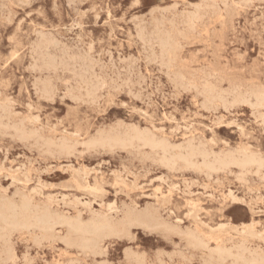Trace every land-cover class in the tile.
<instances>
[{
  "label": "rangeland",
  "instance_id": "obj_1",
  "mask_svg": "<svg viewBox=\"0 0 264 264\" xmlns=\"http://www.w3.org/2000/svg\"><path fill=\"white\" fill-rule=\"evenodd\" d=\"M203 1L0 0V197L25 196L84 223L121 222L139 209L152 219L104 238L99 252L67 244L61 226L51 239L21 229L10 238L13 256L1 254L0 264H248L251 256L264 264V106L249 96L264 90V0ZM194 13L200 18L190 26ZM160 37L180 43L175 63ZM205 84L216 97L205 96ZM135 132L171 151L135 140L93 143ZM189 145L210 160L245 150L263 165L207 171L200 156L195 167L163 163Z\"/></svg>",
  "mask_w": 264,
  "mask_h": 264
},
{
  "label": "bare ground",
  "instance_id": "obj_2",
  "mask_svg": "<svg viewBox=\"0 0 264 264\" xmlns=\"http://www.w3.org/2000/svg\"><path fill=\"white\" fill-rule=\"evenodd\" d=\"M173 1V0H172ZM182 1V0H180ZM205 1V0H204ZM203 1V3H204ZM207 1V0H206ZM73 3V2H72ZM201 3V2H200ZM209 3V2H208ZM214 3V1H213ZM26 4V3H25ZM193 4V3H192ZM28 5V4H27ZM172 5V4H171ZM182 5V4H181ZM184 5V4H183ZM215 6V5H214ZM227 6V5H226ZM225 6V7H226ZM212 7V6H211ZM218 7V6H216ZM222 7V6H221ZM5 8V6H4ZM39 8V7H38ZM157 8V7H154ZM164 8V7H163ZM205 8V7H204ZM152 9V8H151ZM158 9V8H157ZM191 9V8H190ZM214 9V8H213ZM8 10V9H7ZM150 10V9H149ZM167 10V9H165ZM164 10V12H165ZM195 10V9H194ZM3 11V10H2ZM193 11V10H192ZM186 12V11H185ZM189 12V11H188ZM1 13V11H0ZM28 13V12H27ZM40 13V12H39ZM26 14V13H25ZM41 14V13H40ZM200 13H194L188 20L189 25L192 26L195 21H197V19L200 18ZM141 15V14H140ZM160 15V14H159ZM167 16V15H166ZM203 16V15H201ZM134 19V16H132ZM168 17V16H167ZM136 19V18H135ZM134 19V20H135ZM142 19H140L141 21ZM151 20V19H150ZM220 19H218L219 21ZM147 21V20H146ZM168 21V20H167ZM222 21V20H221ZM187 22V23H188ZM208 22V21H207ZM78 23V22H77ZM210 23V22H209ZM223 23V22H222ZM32 24V23H31ZM50 24V23H49ZM145 24V23H144ZM40 25V24H39ZM44 25V24H43ZM137 25V24H136ZM135 25V26H136ZM161 25V24H160ZM225 25V24H224ZM57 26V25H56ZM80 26V25H79ZM39 27V26H38ZM41 27V26H40ZM44 27V26H43ZM139 27V26H138ZM142 28V27H141ZM140 28V29H141ZM144 28V27H143ZM146 28V27H145ZM154 28V27H153ZM164 28V27H163ZM14 29V28H13ZM16 29V28H15ZM48 29V28H47ZM147 29V28H146ZM186 29V28H185ZM53 30V29H52ZM145 30V29H144ZM5 31V30H4ZM40 31V30H39ZM113 31V30H111ZM178 31V30H176ZM181 31V30H180ZM13 32V31H12ZM42 32V31H41ZM41 32H39L40 34H38V36L43 35V33L41 34ZM159 32V31H158ZM163 32V31H162ZM166 32V31H165ZM179 32V31H178ZM37 33V32H35ZM46 33V32H44ZM49 33V32H48ZM113 33V32H112ZM118 33V32H117ZM122 34V32H120ZM142 33V32H141ZM140 33V34H141ZM156 33V31H155ZM177 33V32H176ZM50 34V33H49ZM129 34V33H128ZM131 34V33H130ZM144 34V33H143ZM142 34V35H143ZM152 34V33H151ZM158 34V33H157ZM160 34V33H159ZM29 35V34H28ZM53 35V34H51ZM50 35V36H51ZM139 35V34H138ZM147 35V34H146ZM153 35V34H152ZM156 34H154L155 36ZM189 35V34H188ZM187 35V36H188ZM206 35V34H205ZM44 36V35H43ZM129 36V35H128ZM131 36V35H130ZM157 36V35H156ZM29 37V36H28ZM138 37V36H136ZM145 37V36H144ZM42 38V37H41ZM46 38V36H45ZM54 38V36H53ZM77 38V37H76ZM129 38V37H127ZM139 38V37H138ZM184 38V37H183ZM186 38V37H185ZM37 40V37L35 38ZM44 39V38H43ZM57 39V38H56ZM142 39V38H141ZM150 39V38H149ZM171 38H161L160 37V46H161V50H163V52L165 53V55L167 56L168 60H170V62L175 63V60L177 58V52H178V46H180V43L178 45L177 42L173 41ZM178 39V38H177ZM40 40V39H39ZM51 40V39H50ZM17 41V40H16ZM55 41V39H54ZM57 41V40H56ZM143 41V40H142ZM153 41L154 40L153 38ZM183 41V40H182ZM59 42V41H57ZM34 43V41H33ZM49 42L47 41V44ZM101 43V42H99ZM134 43V42H133ZM145 43V42H144ZM51 44V42H50ZM54 44V42H53ZM52 44V47H53ZM57 44V43H56ZM61 44H66V43H61ZM143 44V43H142ZM158 44V43H157ZM35 45V44H33ZM147 45V44H146ZM24 46V45H23ZM26 46V45H25ZM45 46V45H44ZM57 45H55L56 47ZM68 46V45H67ZM136 46V45H135ZM142 46V45H141ZM31 47V46H30ZM37 47V46H36ZM46 47V46H45ZM44 47V48H45ZM54 47V48H55ZM74 47V46H72ZM151 47V45H150ZM158 47V46H157ZM26 48V47H25ZM51 48V47H50ZM52 48V49H54ZM67 48V47H66ZM69 48V47H68ZM75 48V47H74ZM47 49V48H46ZM92 49V48H91ZM90 49V50H91ZM39 50V49H38ZM59 50V49H58ZM42 51V50H39ZM48 51V50H47ZM146 51V50H145ZM144 51V52H145ZM32 52V51H31ZM154 51L152 50V53ZM156 52V51H155ZM140 53V52H139ZM47 54V53H46ZM66 54V53H65ZM86 54V52H85ZM103 54V53H102ZM107 54V53H106ZM150 54V53H149ZM74 55V54H73ZM109 55V54H108ZM138 55V54H137ZM141 55V54H140ZM45 56V55H44ZM54 56V54H53ZM57 56V55H55ZM84 56V55H83ZM87 56V55H85ZM90 57V55H88ZM157 56V55H156ZM123 57V56H122ZM153 57V56H152ZM158 57V56H157ZM52 58V57H51ZM60 58V57H59ZM78 58V56H77ZM119 58V56H118ZM131 58V57H130ZM146 58V57H145ZM148 58V57H147ZM156 58V57H155ZM159 58V57H158ZM13 59V58H12ZM81 59V58H80ZM84 59V58H83ZM93 59V58H92ZM100 59V58H98ZM124 58H122L123 60ZM129 59V57H128ZM133 59V58H132ZM153 59V58H152ZM164 59V58H163ZM64 60V59H63ZM61 60V61H63ZM72 60V58H71ZM82 60V59H81ZM96 60V59H95ZM121 60V61H122ZM125 60V59H124ZM127 60V59H126ZM185 60V59H184ZM37 61V60H36ZM46 61V60H45ZM73 61V60H72ZM83 61V60H82ZM90 61V59L88 60ZM87 61V62H88ZM120 61V60H119ZM160 61V60H159ZM44 62V61H43ZM75 62V61H74ZM73 62V63H74ZM84 62V61H83ZM94 62V60H93ZM96 62V61H95ZM102 62V61H101ZM105 62V61H104ZM135 62V61H134ZM162 62V61H161ZM45 63V62H44ZM53 63V62H52ZM86 63V62H85ZM92 63V62H91ZM133 63V62H132ZM152 63V62H151ZM150 63V64H151ZM77 64V63H76ZM94 64V63H93ZM97 64V63H96ZM136 64V63H135ZM159 64V63H157ZM165 65V63H163ZM169 64V63H168ZM229 64V63H228ZM64 65V62H63ZM115 65V64H114ZM146 65V64H145ZM223 65V64H222ZM82 66V65H81ZM80 66V67H81ZM171 66V64H170ZM260 66V65H259ZM39 67V66H38ZM46 67V66H44ZM71 67V66H70ZM85 67V66H84ZM87 67V66H86ZM90 67V66H89ZM102 67V66H101ZM100 67V68H101ZM113 67V66H112ZM162 67V66H161ZM172 67V66H171ZM34 68V67H33ZM83 68V67H82ZM88 68V67H87ZM51 69V68H50ZM65 69V67H64ZM47 70V69H46ZM70 70V69H69ZM72 70V69H71ZM87 70V69H86ZM135 70V69H132ZM139 70V69H138ZM167 70V69H165ZM60 71V70H59ZM67 71V70H66ZM74 71V70H73ZM78 71V70H77ZM94 71V70H93ZM158 71V70H157ZM26 72V71H25ZM62 72V71H61ZM69 72V71H68ZM92 72V71H91ZM136 72V71H135ZM161 72V71H160ZM35 73V72H34ZM73 73V72H72ZM76 73V72H75ZM79 73V72H78ZM86 73V72H85ZM93 73V72H92ZM165 73V72H164ZM182 73V72H181ZM180 73V74H181ZM247 73V72H246ZM136 74V73H135ZM176 74V73H175ZM242 74V72H241ZM168 75V74H167ZM170 75V74H169ZM168 75V76H169ZM81 76V75H80ZM116 76V75H115ZM180 76V75H178ZM183 76V75H182ZM82 77H84L82 75ZM81 77V78H82ZM100 77V76H99ZM110 77V76H109ZM143 77V76H142ZM213 77V76H212ZM169 78V77H168ZM36 79V78H35ZM113 79V78H112ZM172 79V78H171ZM181 79V78H180ZM183 79V78H182ZM59 81V79H56ZM184 80V79H183ZM187 80V79H186ZM61 81V80H60ZM71 81V80H70ZM173 81V80H172ZM177 81V80H176ZM190 81V80H189ZM4 82V81H3ZM69 82V81H68ZM72 82V81H71ZM182 82V81H181ZM191 82V81H190ZM127 83V82H126ZM172 83V82H171ZM175 83V82H174ZM183 83V82H182ZM247 83V82H246ZM68 84V83H67ZM70 84V83H69ZM68 84V85H69ZM235 84V83H234ZM192 85V84H191ZM67 86V85H66ZM72 86V85H71ZM70 86V88H71ZM96 86V85H95ZM102 86V85H101ZM203 91L205 93V96L208 99H212L214 97H216L217 93L215 88L210 85V84H205L203 85ZM81 87V86H80ZM91 87V86H90ZM174 87V86H173ZM172 87V88H173ZM182 87V85H181ZM235 87V86H234ZM69 88V89H70ZM75 88V86H74ZM175 88V87H174ZM173 88V89H174ZM67 89V88H66ZM196 89V88H195ZM49 90V89H48ZM47 90V91H48ZM56 90V89H55ZM68 90V89H67ZM176 90V89H175ZM187 90V89H186ZM46 91V89H45ZM46 91V93H47ZM66 92V91H65ZM69 92V91H68ZM87 93V92H86ZM85 93V94H86ZM181 93V92H180ZM41 94V93H40ZM55 94V93H54ZM88 94V93H87ZM174 94V93H173ZM45 95V94H44ZM68 95V94H67ZM42 96V95H41ZM75 96V95H74ZM80 96V95H79ZM249 96L253 97L255 99V102L257 105L259 106H264V90L263 91H256V92H252L251 94L249 93ZM48 97V96H45ZM78 97V96H77ZM104 97V96H103ZM49 98V97H48ZM90 98V97H89ZM93 98V97H92ZM150 98V97H149ZM240 98V97H239ZM26 99V98H25ZM96 99V98H95ZM151 99V98H150ZM206 99V98H205ZM231 99V98H230ZM241 99V98H240ZM46 100V99H45ZM50 100V99H49ZM48 100V101H49ZM64 100V99H63ZM94 100V99H92ZM219 100V99H218ZM38 101V100H37ZM47 101V100H46ZM222 101V100H221ZM33 102V101H32ZM95 102V101H94ZM210 102V101H209ZM202 103V102H201ZM12 104V103H11ZM126 104V103H125ZM1 105V104H0ZM4 105V104H3ZM39 105V104H38ZM229 105V104H228ZM250 105V103H249ZM34 106V105H33ZM5 107V106H4ZM8 107V106H7ZM38 107V106H37ZM134 107V106H133ZM1 108V106H0ZM6 108V107H5ZM139 108V107H138ZM41 109V108H40ZM39 109V110H40ZM7 111V109H6ZM34 111V110H33ZM142 111V110H141ZM10 112V110H9ZM13 112V111H12ZM52 112V111H51ZM20 113V112H19ZM50 113V112H49ZM18 114V113H17ZM16 114V116H17ZM199 114V113H198ZM48 115V114H47ZM150 117V116H149ZM166 117V116H165ZM48 118V117H47ZM29 119V118H28ZM53 119V118H52ZM154 119V118H153ZM4 120V119H3ZM33 120H35L33 118ZM26 121V120H25ZM3 122V121H2ZM22 122V120H21ZM29 122V121H28ZM34 123V122H33ZM38 123V122H37ZM19 124V123H18ZM17 124V126H18ZM39 124V123H38ZM3 125V124H2ZM15 125V124H14ZM191 126V125H189ZM1 127V126H0ZM104 127V126H103ZM155 127V126H154ZM206 127V126H205ZM11 128V127H9ZM54 128V127H53ZM144 128V127H142ZM146 128V127H145ZM156 128V127H155ZM163 128V127H162ZM39 129V128H38ZM42 129V128H41ZM90 129V128H89ZM209 129V128H208ZM15 130L21 135V136H26V132L24 130H22L21 128H15ZM36 130V129H35ZM146 130V129H145ZM170 130V128H169ZM29 131V130H28ZM27 131V132H28ZM34 131V130H33ZM97 131V130H96ZM100 131V130H98ZM151 131V130H150ZM31 132V131H30ZM68 132V131H67ZM70 132V131H69ZM32 133V132H31ZM38 133V132H37ZM73 133V132H72ZM71 133V134H72ZM98 133V132H97ZM4 134V133H3ZM5 135V134H4ZM28 135V134H27ZM30 135V134H29ZM33 135V134H32ZM37 135V134H36ZM98 135V134H97ZM31 136V135H30ZM29 136V137H30ZM84 136V135H83ZM32 137V136H31ZM35 137V136H33ZM8 138V137H7ZM17 138V137H16ZM19 138H21L19 136ZM25 138V137H24ZM11 139V138H10ZM192 139V138H191ZM14 140V139H13ZM24 140V139H23ZM27 140V139H26ZM24 140V141H26ZM88 140V139H87ZM137 141L140 142L143 146H148L151 149H159L161 150L163 153H169L171 151V147L168 143H166L165 141H158L153 134L149 133V132H135V134L132 137H128V138H121L118 135H111V136H100L98 138L95 139V141L93 143L95 144H102V146L106 145V146H113V145H125V144H130L132 141ZM23 141V142H24ZM41 141V140H40ZM45 141V139H44ZM20 143V142H19ZM79 143V142H78ZM181 143V142H180ZM176 145V144H174ZM178 145V144H177ZM45 146V145H44ZM193 146V145H192ZM191 145L188 146L186 153L185 154H181L180 152H176L174 154H171L169 157L167 158H163V163L168 164V165H173L174 163H176L177 161H182L187 167H195L196 163L194 162V158L200 156L202 158V168L207 170V171H217L220 169H224L226 167H228L229 165H237L240 168H246L248 166L251 165H256L258 168L261 167L263 165V160H261L260 158H257L253 155H248L245 153V150L241 151L243 153V157L237 159L234 158L232 156H223V157H214L212 160L209 159V155L207 154V152L205 150H202L200 148H194ZM196 146V145H194ZM58 147L61 149H65L66 146L61 143L58 145ZM69 147V146H67ZM72 148V147H71ZM70 148V149H71ZM183 148V147H182ZM174 149V148H172ZM39 150V149H38ZM33 151V149H32ZM49 151V150H47ZM179 151V150H178ZM67 152V151H66ZM213 152V151H212ZM218 153V152H217ZM77 154V153H76ZM216 154V153H214ZM25 156V155H24ZM10 162V161H9ZM54 165V164H53ZM61 165V164H60ZM63 165V164H62ZM67 166V164H66ZM69 166V165H68ZM49 169V168H47ZM71 169V168H70ZM76 169V168H75ZM84 170V169H83ZM47 171V170H46ZM49 171V170H48ZM77 171V170H76ZM85 171V170H84ZM81 172V171H80ZM91 172V171H90ZM89 172V173H90ZM100 172V171H99ZM120 172V171H118ZM255 172V171H254ZM49 173V172H48ZM98 173V172H97ZM248 173V172H247ZM241 174V173H240ZM250 174V173H249ZM243 175V174H242ZM240 175V176H242ZM239 176V173H238ZM264 176V175H263ZM87 177V176H86ZM11 179V178H10ZM152 180V179H151ZM239 180V179H238ZM64 181V180H63ZM241 181V180H240ZM244 181V180H243ZM33 182V181H32ZM62 182V181H61ZM59 184V183H58ZM84 187V186H83ZM201 187V186H200ZM206 187V186H205ZM90 188V187H89ZM204 188V187H202ZM92 189V188H90ZM67 190V189H66ZM74 190V189H73ZM93 190L94 187H93ZM92 190V191H93ZM105 190V189H104ZM28 191V190H27ZM78 191V190H77ZM82 191V190H81ZM35 192V191H33ZM91 192V191H90ZM89 192V194H90ZM117 192V191H116ZM36 193V192H35ZM48 193V192H47ZM192 193V192H190ZM197 193V192H196ZM69 194V193H68ZM92 194V192H91ZM94 194V193H93ZM186 194V193H185ZM63 195V193H62ZM71 195V194H70ZM144 195V194H142ZM50 196V195H49ZM212 196V195H211ZM67 195L65 196L66 199ZM86 197V196H85ZM137 197V196H136ZM257 197V196H256ZM61 198H63L61 196ZM83 198V197H81ZM132 198V197H131ZM139 198V196H138ZM64 199V198H63ZM78 200L80 198H77ZM133 200V199H132ZM254 200V199H253ZM93 201V200H91ZM121 202V201H120ZM123 202V201H122ZM65 203V202H64ZM78 203V202H77ZM85 203V201H84ZM104 203V202H103ZM126 203V202H125ZM124 203V204H125ZM146 203V202H145ZM151 203V202H150ZM179 203V201H178ZM71 204V203H70ZM88 204V202H87ZM86 204V205H87ZM107 205L109 203H106ZM120 204V203H119ZM76 205V204H75ZM85 205V204H84ZM102 205V204H101ZM113 205V204H111ZM109 205V206H111ZM100 206V204H99ZM108 206V207H109ZM127 206V205H125ZM138 206V204H137ZM179 206V205H178ZM60 207V206H59ZM204 209V208H202ZM201 209V210H202ZM140 210V209H139ZM138 210V211H139ZM207 210V209H206ZM77 211V210H76ZM137 211V213L133 212L129 215H127L125 218H123L124 220L121 222H115V221H111V220H107L105 218H92L90 219L88 222H83L79 217L75 218V219H70L67 218L65 216L62 215H55L53 214L48 208H41L38 207L37 205H34L32 203V201L25 197L22 196L18 201H13L10 199H6V198H2L0 197V255L4 254L6 257H12L13 256V251L10 247V238L13 232H16L18 230L21 229H26V230H38L41 234V237L44 238H54L55 237V227L56 226H61L62 228L66 229V235L64 237V241L67 244H71V245H75L81 249L84 250H91L93 252H99L102 251V246L101 244L103 243L104 238L109 237V236H114L119 234L120 232H126L128 230V228L130 226H132L133 224L138 223L137 225L141 224V225H147L146 222H148L149 220H152L150 217L146 216V215H142L139 214ZM78 212V211H77ZM172 212V211H171ZM96 213V212H95ZM115 214V213H114ZM148 214V213H147ZM184 214V213H183ZM175 216V215H174ZM109 217V216H108ZM122 217V216H121ZM120 218V217H119ZM118 218V219H119ZM199 219V217H198ZM178 220V219H176ZM180 220V219H179ZM182 220V219H181ZM203 221V220H202ZM220 224V223H219ZM248 224V223H247ZM151 225V224H150ZM224 225V224H223ZM219 226V225H218ZM221 226V225H220ZM213 229V227H212ZM248 228H243V230H247ZM191 230V229H190ZM146 231V230H145ZM149 232V231H148ZM246 232V231H245ZM30 233V232H29ZM130 233V232H129ZM142 233V232H141ZM247 233V232H246ZM132 234V233H131ZM143 234V233H142ZM127 235V234H126ZM259 235V234H258ZM147 236V235H146ZM34 237V236H33ZM187 237V236H186ZM115 238V237H114ZM200 239V238H199ZM193 239L196 243H200V241ZM39 241V240H38ZM203 245V243H202ZM17 246V245H16ZM44 246V245H43ZM27 247V246H25ZM28 248V247H27ZM132 248V247H130ZM129 248V249H130ZM205 248V247H204ZM231 248V247H230ZM261 250V248H259ZM15 250V249H14ZM208 250V249H207ZM214 250V249H213ZM218 250V249H217ZM226 250V249H225ZM231 250V249H230ZM81 251V250H80ZM124 251V249H123ZM227 251V250H226ZM129 252V251H128ZM130 252H132L130 250ZM158 252V251H157ZM228 252V251H227ZM133 253V252H132ZM160 253V252H159ZM158 253V255H159ZM162 253V252H161ZM174 253V252H173ZM180 253V252H179ZM218 253L220 255H224L225 252L223 250H219ZM15 254V253H14ZM79 254V253H77ZM129 254V253H128ZM127 254V255H128ZM137 254V252H136ZM145 254V253H144ZM26 255V253H25ZM99 255V254H98ZM133 255V254H132ZM138 255V254H137ZM230 255V254H229ZM29 257V255H27ZM72 256V255H70ZM88 256V254H87ZM130 256V255H129ZM136 256V255H135ZM125 257V255H124ZM134 257V255H133ZM141 257V255H140ZM139 257V258H140ZM184 257V256H183ZM242 257V256H241ZM31 258V257H30ZM95 258V256H94ZM93 258V259H94ZM131 258V257H130ZM228 258V257H227ZM3 259V258H2ZM18 260V259H17ZM135 260V259H134ZM138 260V257H136V262ZM187 260V259H186ZM8 261V260H7ZM27 261V260H26ZM142 261V260H141ZM248 264H259L260 263V258L256 257V256H251V258H249L247 260ZM16 262V261H13ZM31 262V261H30ZM103 262V260H102ZM108 262V261H107ZM161 262V261H160ZM47 263V262H46ZM69 263V261H68ZM79 262H77L78 264ZM112 263V262H111ZM110 263V264H111ZM143 263V262H142ZM141 263V264H142ZM60 264V263H59Z\"/></svg>",
  "mask_w": 264,
  "mask_h": 264
}]
</instances>
